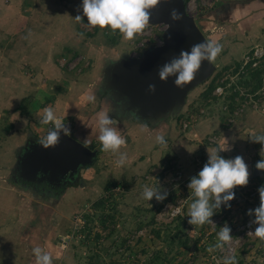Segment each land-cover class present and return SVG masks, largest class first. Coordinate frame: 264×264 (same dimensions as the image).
<instances>
[{"label": "rangeland", "instance_id": "obj_1", "mask_svg": "<svg viewBox=\"0 0 264 264\" xmlns=\"http://www.w3.org/2000/svg\"><path fill=\"white\" fill-rule=\"evenodd\" d=\"M81 3L0 0V264H35L32 250L37 246L49 251L55 264H223L229 254L209 250L220 226L228 224L231 235L240 234L239 226L253 216L247 210L260 203L258 187L264 184V170L253 174V166L264 159V146L250 136L264 133V56L236 76L245 55L264 47V37L237 29L241 16L211 18L204 33L222 48L189 85L182 110L160 111L150 120L133 113L135 118L124 121L118 115L121 104L99 103L108 91L104 62L125 50L137 58L131 52L139 33L126 38L118 30L88 25ZM221 79L227 83L225 92L213 93ZM211 83L213 89L206 90ZM89 95L95 100L88 101ZM166 101L173 105V99ZM66 103L63 114L60 107ZM45 107L55 110L72 137L97 151L91 164L44 171L41 161L25 153L29 141L40 142L52 127L40 122ZM101 112L117 122L125 137L123 166L115 163L117 154L101 149ZM87 115L95 116L88 125ZM136 121L145 135L130 131ZM161 134L165 145L155 141ZM226 140L229 150L220 155L242 156L248 183L234 186L240 201L222 204L213 222L192 225L187 213L194 197L188 183L207 161V148ZM26 156L32 162L25 163ZM108 182L113 186L106 190ZM159 184L168 192L163 201L142 198L143 185ZM99 198L104 205L94 206ZM177 206L180 213L171 216L170 208ZM232 254L236 264H264V241L243 236Z\"/></svg>", "mask_w": 264, "mask_h": 264}, {"label": "clouds", "instance_id": "obj_2", "mask_svg": "<svg viewBox=\"0 0 264 264\" xmlns=\"http://www.w3.org/2000/svg\"><path fill=\"white\" fill-rule=\"evenodd\" d=\"M155 3L157 0H82L80 7L87 17L88 25L108 27L118 30L126 38H132L141 32L149 22V9ZM172 16L177 17L175 10L172 11ZM75 18L80 20L82 17L77 14ZM221 48L222 45L219 42L206 40L192 45L190 50H181L178 57H174L160 67L159 77L166 79L168 76L174 75V83L182 88L193 80L202 60L213 61ZM150 87L154 88V85H150ZM87 99L94 101L95 97L89 95ZM40 122L52 125L46 135L39 138L40 143L45 147L58 142L59 130L62 129L64 133H69V128L56 115L52 107L44 108ZM116 124L117 122L107 112H101L98 116L97 139L101 149L117 154L115 163L118 166H123L127 159V153L121 151V146L126 143V140ZM250 136L252 140L260 142L264 146V133L251 134ZM155 141L159 145L167 144V140L162 134L157 135ZM227 150H229L227 140L223 145L207 148V161L198 173L190 178L188 188L191 189L194 199L190 203L187 215L189 216L188 222L192 225L213 222L211 217L216 209H220L222 204L224 207H231L229 202L235 196L234 186L248 183L249 171L243 157L236 155L233 158H226L220 155L221 151ZM256 168L264 170V159L256 162ZM258 192L259 205L247 210L249 215L254 214V219L251 222L257 224L255 230L249 231V233L264 241V184L258 187ZM167 195V190H161L160 184L159 186H142L141 196L144 200L150 201L155 197L157 201H163ZM180 211L181 209L177 207L171 212V215L176 216ZM216 235V242L211 245L209 250L223 248L226 243L232 240L233 236L228 224L220 226ZM32 251L35 264H55L51 253L42 247H34ZM223 264H236V256L234 254L225 255Z\"/></svg>", "mask_w": 264, "mask_h": 264}, {"label": "water", "instance_id": "obj_3", "mask_svg": "<svg viewBox=\"0 0 264 264\" xmlns=\"http://www.w3.org/2000/svg\"><path fill=\"white\" fill-rule=\"evenodd\" d=\"M175 10L177 17L172 16ZM150 24L164 23L166 30L164 40L160 46L147 48L137 58L125 57L116 64L103 69V78L107 83L108 93L112 98L119 100L121 108L131 110L142 118L147 114L156 119L158 113L178 109L184 93L194 79L200 78L208 68V60H202L192 81L182 88L174 81L175 76L170 75L166 79L159 77V69L166 62L180 55L181 50H190L191 46L206 41L205 36L195 22V18L185 10L184 0H157V3L149 9ZM150 85H154L151 88ZM173 105L165 104L166 100H172ZM157 110H154V109ZM169 109V110H168ZM60 135L55 145L43 146L40 142L30 143V150L25 153L29 157L41 161L43 170L47 167H71L91 164L96 157L97 151L91 149L83 142L69 133L59 130ZM33 152L38 153L35 157ZM23 158L26 163L32 159ZM256 165L253 166V174L256 173Z\"/></svg>", "mask_w": 264, "mask_h": 264}, {"label": "crops", "instance_id": "obj_4", "mask_svg": "<svg viewBox=\"0 0 264 264\" xmlns=\"http://www.w3.org/2000/svg\"><path fill=\"white\" fill-rule=\"evenodd\" d=\"M184 2H185V10H186V12L189 15H191V16H193L195 18V22L197 24V19L196 18L197 17H203L204 15H208L209 13L207 11H209L211 9V7L216 2L219 3V0H208V2H206V3H203V0H184ZM206 5H208V7ZM216 15H218V16L219 15H225V16H231V17H233V16L234 17L241 16L239 20L237 19V22H238L237 23V25H238L237 29H239L240 31L250 32V35H252V36H255L254 35V33H255L257 35V37H259V34H262V36L264 37V0H250V1H246L244 3H235L234 7H232L229 11H228V9H222L220 12L218 10V11H216ZM147 24H150V23H147ZM197 26L199 27L198 24H197ZM199 29L202 31V33L205 36L206 40H209V39H207L206 34L204 33L206 31H204L200 27H199ZM165 30L166 29H164L161 32L157 31L155 33L158 36V42L159 43H155L154 46H160L163 43ZM249 41L251 42L253 40H251V38H250ZM129 55L130 54H129L128 50L127 51L125 50L123 52H119L116 55H110V56H108V58L105 59V62H104L105 66L104 67H108V66H111L113 64H116L122 58L128 57ZM69 94H71V93H69ZM73 97H74V95L71 94V97L68 99L71 103H74L76 101L74 99V102H72ZM67 98H68V95H67ZM61 100H62V98H61ZM57 101H60V99H58ZM185 101H186V98L183 97L182 101H181V103L179 105L181 110H182V108H183V106L185 104ZM63 102H65V101H63ZM100 102L101 101L99 100V103ZM71 103H70V105H71ZM53 104L56 105L58 103L54 100ZM112 105H114V104H111V107H113ZM68 107L69 106H67V103H66L65 105L60 107V111H62V113L64 114ZM93 109L94 108H91L89 111H93ZM154 110H157V109L155 108ZM123 111H124V109H123ZM169 111L171 112V110H169ZM124 113H125V115L124 114L121 115V118H123L124 121L125 120H132L133 118H135V117H131L130 116V114L133 115V112L131 110H125ZM94 117L95 116L91 117V116L87 115V116H85L86 119L84 118L83 120H87V125H88V122L90 123V121H92V122L94 121V119H95ZM136 125H138V122L136 124L132 125L130 131L131 130L132 131L135 130L136 132H139L140 134L145 135L144 132H143V127L136 126ZM30 142L31 141L28 142L29 145H30ZM96 157H97V153H96Z\"/></svg>", "mask_w": 264, "mask_h": 264}, {"label": "built area", "instance_id": "obj_5", "mask_svg": "<svg viewBox=\"0 0 264 264\" xmlns=\"http://www.w3.org/2000/svg\"><path fill=\"white\" fill-rule=\"evenodd\" d=\"M164 29H166V24H164V23L147 24L145 26V28L141 32H139V38L137 39L136 44L132 48L131 55L133 57H138L142 53V50L148 44L159 43L158 42V36L155 34L154 31L156 30V31H160L161 32ZM262 56H264V47H261V48L255 47L252 54L248 53V54L245 55L243 64L240 65L239 71L236 73V76L240 72L244 71V68H245L246 65L255 66L257 61L254 60V59L262 57ZM72 66L74 67L75 63L73 65L70 64L68 68H72ZM226 84L227 83L224 82L221 79L216 84V86H215V88L213 90V93L223 94L225 92L224 90L226 89ZM186 126H187V124L184 123L183 127H186ZM208 139H209V142L215 141L214 137H211V138L209 137ZM236 201L239 202L240 198L237 196V194L235 192V196L230 202H236ZM170 210L172 212L174 210V208L171 207ZM171 212H170V214H171ZM253 219H254V214H253V216H250V217L246 218V220L239 226L238 231H240V234H238V235L237 234H233L232 240L230 242L226 243L223 248H221L222 252H225L227 254L234 253L236 245L238 244V242H240V238H242L243 236L251 237V238H257L254 235L249 233V231H254L255 227L257 226V224H253L251 222Z\"/></svg>", "mask_w": 264, "mask_h": 264}, {"label": "trees", "instance_id": "obj_6", "mask_svg": "<svg viewBox=\"0 0 264 264\" xmlns=\"http://www.w3.org/2000/svg\"><path fill=\"white\" fill-rule=\"evenodd\" d=\"M246 1H250V0H219V3L216 2L209 11H207L209 14L208 15H204L203 17H197V24L199 25V27L201 29H203L204 31H206L207 29H209V24H207V21L208 20H211V18L213 19H218V18H215V16L217 17L216 15V11L219 10V12L222 10V9H228V11L234 7V4L235 3H244ZM218 3V4H217ZM219 20V19H218ZM212 21V20H211ZM211 90L213 89V86H212V83L209 84L206 88V90ZM101 98H100V101H101V104H106L107 106L111 104H114L115 106H120V101L119 100H116L114 98H112V96H110V94L108 92H105L104 93H101ZM99 99V97H97ZM113 102V103H112ZM114 105H112L113 107H115ZM109 106V107H110ZM122 107V106H121ZM109 109V108H108ZM118 111V110H117ZM117 111L115 113H117ZM120 113L123 111L122 108L119 109ZM118 114V115H122V114ZM124 113V112H123ZM120 119V118H119ZM119 121V120H118ZM10 126V125H9ZM95 131H97L96 128H94ZM81 127H77V129L75 130L76 131V135H79L81 134ZM84 133V132H83ZM95 135V134H94ZM93 133H92V136H94ZM81 141V139H80ZM84 142V141H82ZM113 186V182H108L107 185L105 186V189L108 190L109 188H111ZM104 198H99L97 201H95L93 203L94 206H103L104 205Z\"/></svg>", "mask_w": 264, "mask_h": 264}]
</instances>
